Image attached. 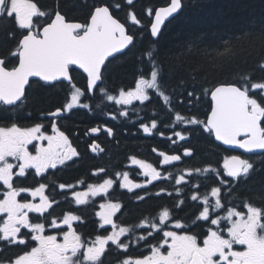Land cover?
I'll list each match as a JSON object with an SVG mask.
<instances>
[{"label":"snow or ice","instance_id":"snow-or-ice-1","mask_svg":"<svg viewBox=\"0 0 264 264\" xmlns=\"http://www.w3.org/2000/svg\"><path fill=\"white\" fill-rule=\"evenodd\" d=\"M125 7L128 10L122 20L118 13ZM182 7V0H169L165 7L147 8L145 24L134 10V0H54L50 9L40 6L38 0H0V264H264V186L251 193L238 191L240 185L249 183L258 164L264 165V160L250 158L264 154V78L257 80L244 73L207 88L206 77L200 80L199 66L187 76L177 77L182 64L173 66L169 61H179L195 46L177 54L160 40L165 21ZM84 9L82 22L72 15ZM257 31L264 36V27ZM246 35L250 38V31H242L239 37ZM221 39L224 51L231 55L228 38ZM233 39L237 40L236 35ZM128 56L138 65L133 85L110 93L105 85L109 66ZM257 67L264 72V57ZM77 72L85 79L83 88L75 81ZM33 83L42 88L66 83L69 88L65 104L41 112L49 119L51 134L43 122L19 123L31 118L23 111ZM97 93L119 106L108 114L112 120L129 118L134 102L145 104L155 95L169 114V122L161 131L157 119L145 122L141 118L139 130L146 136L158 135L172 147L167 151L153 147L157 165L128 157L129 166L140 169L143 182L131 179L128 171L109 174L107 168L96 167L89 173L96 182L80 179L52 184L53 194H49V183L26 184L30 170H34L33 179L44 180L50 169L77 163L81 153L59 121L75 108L90 109L83 101ZM204 97L210 98V112L202 120L192 109ZM197 131L227 151L242 153L225 156L223 172L211 165L171 171L194 158L196 149L191 145ZM101 133L115 137L114 129L106 124L92 126L84 135ZM88 147L94 154L103 152L96 139ZM202 175L214 177L204 192L197 179ZM164 182L171 183V190L157 187ZM116 188L132 193L136 203L163 196L174 203L127 226L117 222L124 204L104 199L95 213L100 231L90 239L78 231L85 221L71 208L59 216L52 214L54 206L62 202L56 194L78 207L88 204L90 198H107ZM225 196L239 203L233 204ZM189 200L198 206L197 211L180 217L177 213ZM194 227L202 232H192ZM139 248L148 254L138 251L133 255ZM12 250V255H6Z\"/></svg>","mask_w":264,"mask_h":264},{"label":"trees","instance_id":"trees-1","mask_svg":"<svg viewBox=\"0 0 264 264\" xmlns=\"http://www.w3.org/2000/svg\"><path fill=\"white\" fill-rule=\"evenodd\" d=\"M40 6L50 9L54 6V0H38ZM183 8L181 12L166 23L162 30L160 43L166 48L171 49L173 53L187 52L189 46L194 45L193 52L179 57V61L173 59L169 63L175 66L178 62L182 68L175 73L187 76L194 68L199 66L201 71L200 80L207 83L205 87L212 88L216 84L230 82L237 79L239 74L247 73L259 80L264 78V72L257 67L258 61L264 57V36L257 31L264 27V0H182ZM169 0H135L134 10L142 19L143 23H148V17L145 15V9H156L165 6ZM127 7L119 11V16L123 20ZM86 9L75 10L72 15L79 21H83L86 15ZM136 31L135 28L132 29ZM242 31H250L248 35L239 37ZM236 35L237 40L233 37ZM227 37L229 47L233 48V53L229 55L224 51V41L221 39ZM148 36L145 34L144 44L148 43ZM139 47V42H138ZM110 67L109 78L105 81L106 87L112 93L117 89L126 88L133 85V80L137 73L138 65L133 56L118 58L112 62ZM230 69V71H228ZM77 85L83 88L85 79L79 72L74 73ZM176 80H172L175 84ZM69 96V88L66 83H57L53 87L42 88L37 83H33L31 97L28 107L23 111V115L31 118H25L19 121L24 126L40 122L42 111H48L62 106L66 103ZM33 100L35 103H33ZM85 103L91 105L90 109L76 108L65 115L60 121V127L69 136L75 139L80 150L81 157L77 163L70 167L53 169L47 173L46 179L41 180L39 177L33 179L35 183H49V194L52 193V184L59 183H76L80 179L88 182H96L90 178L89 173L96 167H105L109 174L114 171H128L135 175V170L128 167V157L136 156L137 158L156 162L157 157L154 155L152 148L156 147L167 151L169 142L161 139L158 135L145 136L139 130V121H150L152 118L161 122L160 130H164V124L169 122V114L162 107L160 101L154 95L151 102L144 105H137L135 112L130 110L129 118H118L117 120L108 119V114L116 112L115 106L108 102L104 96L97 93L95 96L86 97ZM200 119H205L206 114L210 112V98L204 97L192 109ZM155 113V117L153 114ZM44 117V116H43ZM136 121V123H133ZM108 125L115 131V137L110 140L104 133L101 134L100 142L103 145V151L99 155L91 154L88 150V142L84 138L85 131L97 125ZM79 133V135H76ZM196 149V154L191 160L170 169L176 172L178 168L186 167H204L211 165L220 169L222 172L223 158L227 155L239 154L237 151H227L226 148L219 145L207 134H201L199 131L193 137L192 145ZM253 160H264V154H256L250 157ZM157 163V162H156ZM264 165L257 166V171L252 175L248 184L240 185L238 191L242 193H251L264 186ZM201 183V192H204L205 186L214 183V177L209 175L205 178L203 175L197 178ZM30 176L25 181L29 184ZM159 186L168 187L171 190L172 185L164 182ZM82 190V189H77ZM156 189L153 188L152 191ZM186 191V195H187ZM113 200L120 201L124 204L123 214H118V223L127 226H133L141 218L157 215L162 206L172 207L174 200L163 196L159 199H148L145 202H134L135 197L124 190L116 188L110 194ZM56 199L62 201L58 206H54L52 214L61 215L62 212L71 208L80 214L85 221L78 228L86 239L94 237L100 230L98 229V220L96 210L102 199L93 200L86 205L75 206L71 201H64V197L56 194ZM231 199L233 204H238L239 200L234 197L225 196V200ZM254 199H258L255 198ZM115 201V202H116ZM197 205L190 200L182 211L177 213L180 217H190L197 211ZM12 251L6 255H12ZM133 254V253H132ZM109 260L114 257H109ZM107 264V261H106Z\"/></svg>","mask_w":264,"mask_h":264},{"label":"flooded vegetation","instance_id":"flooded-vegetation-1","mask_svg":"<svg viewBox=\"0 0 264 264\" xmlns=\"http://www.w3.org/2000/svg\"><path fill=\"white\" fill-rule=\"evenodd\" d=\"M40 5V4H39ZM80 85V82H79V84L77 85V86H79ZM80 87V86H79ZM84 102V101H83ZM145 122H148L147 120H144ZM40 122H43L44 123V125H45V127L46 128H48V125H49V119H46L45 117H41V121ZM32 124H28V125H24V126H31ZM103 125V124H102ZM48 131H49V134H51V130H50V128H48ZM67 134V133H66ZM102 134V133H101ZM101 134L99 135V136H97V137H88V136H84V138H85V140H87V141H89L88 142V145L91 143V141H92V139H96L97 140V142L101 145V147H103V145L101 144V142H100V137H101ZM70 137V139L72 140V143H73V145L78 149V151L80 152V150H79V148H78V146H77V142H76V140L74 139L73 140V138L71 137V136H69ZM109 138V137H108ZM110 140H112L113 138H109ZM172 146L169 144L168 145V147H167V150L169 149V148H171ZM156 148V147H155ZM153 149V148H152ZM158 149V148H157ZM31 150V149H30ZM88 150H89V147H88ZM161 150V149H160ZM89 152H91L90 150H89ZM104 152V151H103ZM92 154V153H91ZM34 172V170H30V174H29V176H30V181H29V185H33V184H36L35 183V181L33 180V176H32V173ZM50 172V170L48 171V173ZM47 174V173H46ZM136 182H143V180H140V181H136ZM137 191H139V190H137ZM28 199H31V197H29ZM104 199H111L112 201H116V200H113V198H111V197H107V198H103V200ZM192 203H194V202H192ZM98 209H99V207H97ZM161 210V209H160ZM100 211V210H99ZM157 214H158V212H157ZM137 232H139V230H137ZM192 232H194V233H201L202 232V229L201 228H198V227H194L193 229H192ZM201 240H202V237H201ZM138 251L139 252H144V254L145 255H147L148 253H147V251L144 249V248H139L138 250H136V249H134L133 250V255H137L138 254Z\"/></svg>","mask_w":264,"mask_h":264},{"label":"water","instance_id":"water-1","mask_svg":"<svg viewBox=\"0 0 264 264\" xmlns=\"http://www.w3.org/2000/svg\"><path fill=\"white\" fill-rule=\"evenodd\" d=\"M159 8H160V7H159ZM181 10H182V9H181ZM181 10H180L177 14H175L173 17L168 18V19L165 21V24H164L163 28L165 27L166 23H167L168 21H170L171 19H173L174 17H176V16L181 12ZM162 30H163V29H162ZM240 151H242V150H240Z\"/></svg>","mask_w":264,"mask_h":264}]
</instances>
